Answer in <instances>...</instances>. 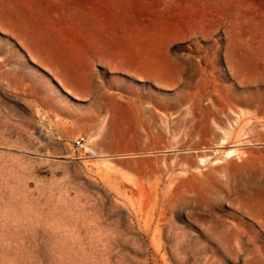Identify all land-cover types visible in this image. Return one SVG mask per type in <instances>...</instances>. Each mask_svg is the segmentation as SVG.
<instances>
[{"label":"rangeland","instance_id":"1","mask_svg":"<svg viewBox=\"0 0 264 264\" xmlns=\"http://www.w3.org/2000/svg\"><path fill=\"white\" fill-rule=\"evenodd\" d=\"M0 264H264V0H0Z\"/></svg>","mask_w":264,"mask_h":264},{"label":"built area","instance_id":"2","mask_svg":"<svg viewBox=\"0 0 264 264\" xmlns=\"http://www.w3.org/2000/svg\"><path fill=\"white\" fill-rule=\"evenodd\" d=\"M73 144H74V147H75L76 150L84 149V150H87L88 152H90L91 154H94V151L92 149H89V148L86 147L85 138L82 135L77 136L74 139Z\"/></svg>","mask_w":264,"mask_h":264},{"label":"bare ground","instance_id":"3","mask_svg":"<svg viewBox=\"0 0 264 264\" xmlns=\"http://www.w3.org/2000/svg\"><path fill=\"white\" fill-rule=\"evenodd\" d=\"M222 140V139H221ZM220 140V141H221ZM223 141H225L224 139H223ZM235 150H236V148H230V149H228V150H226V151H224L223 152V156H225V157H230L234 152H235ZM239 151V150H238ZM235 154V153H234ZM208 157V156H207ZM205 159V158H204ZM203 160V158H201V162H203L202 161ZM215 160V159H214ZM218 160V159H217ZM219 161V160H218Z\"/></svg>","mask_w":264,"mask_h":264}]
</instances>
